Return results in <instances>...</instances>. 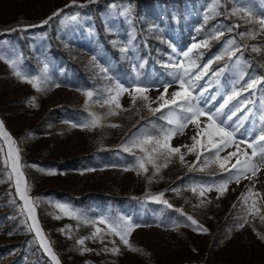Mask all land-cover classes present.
<instances>
[{"label":"trees","instance_id":"trees-1","mask_svg":"<svg viewBox=\"0 0 264 264\" xmlns=\"http://www.w3.org/2000/svg\"><path fill=\"white\" fill-rule=\"evenodd\" d=\"M41 1L46 9L50 7L49 9L51 10L48 9L45 13L46 15L33 17L34 19L36 18V22H34L35 20L32 17L30 19L28 16L31 10L28 13L26 12L29 10L25 4L27 3L26 0H15V2H17L16 6L18 9L27 14L26 17L30 20L29 22L27 18H24L25 22L0 21V42L10 41L21 49V60L20 66L18 67L23 73H36L40 75L43 72L44 65L46 64L48 67V82L45 85L47 90L37 91L31 84L22 82L17 78L13 68H10L11 66L8 63H6V66L4 65L6 62L5 60V62L0 60V119L4 122L5 128L12 134L11 136L14 137L13 139H16V141L28 134H32V138L34 136L33 139L36 141H47L53 136L52 129L54 125L58 124H62L61 129L64 131H68L70 128L80 130L79 127H71V124H73L74 121H78L82 113L91 111L102 116L109 110L107 105L101 106V104L94 102H89L86 110V97L83 94L85 90H93L96 93L93 100H103L105 98L104 89L113 86L116 82H123L124 84L132 83L136 71L141 75L148 74L151 70H156V68L161 70L165 65L164 59L171 51V47H178L181 50H186L193 43H202L207 40V47H200L193 50L192 56L202 54L198 60L199 63L208 60V58L212 57L214 54H222V44L229 36L226 35L224 31L229 25L231 28L232 25H239V27L231 30L230 36H234L235 40L238 41L239 44L237 47H239L240 51L231 58H229L228 55H224L219 60L212 59L213 63L208 71L216 72L220 67L223 68L229 60L241 54V60L245 68L244 78L242 80L250 81V76H255L257 78L256 80L260 81L261 86L263 85L261 98L264 100V31L260 30V25L257 22V17L261 16L264 18V9L258 10V15L256 14L253 16L254 10H257L256 4L253 1L247 2L246 7L242 8L241 4L232 2L231 0H221V4L217 8V14L213 15L207 13V16L210 17L208 19L201 16V13L205 10V5L209 0H102L105 5L101 0H96V2H94L95 4L88 3L87 0H77V3L87 5L80 8L77 6L65 8V4L62 3L57 6L59 3H56V0H40V2ZM111 3L118 6H131L129 14L131 15L130 20L133 24L130 25V23H127L122 15L116 19L105 21L102 16L106 13ZM132 4L135 5V10ZM55 5L57 6L56 9L54 7ZM52 6L53 9L51 8ZM233 9H237V15H232ZM241 9L250 11L252 17L249 18L244 16L243 13L239 11ZM58 10L62 11H60L61 15L53 17L56 19V22H54L55 19H51L52 22L49 20V25L44 24L40 27H28L30 24L41 25L42 21L53 16V13ZM73 10H77L84 19L79 21L72 30L70 29L67 31L62 21H64L65 15ZM52 11L54 12L50 14ZM175 19L177 20L176 26L173 25ZM217 21L221 22V24H217ZM57 22L60 23L58 24ZM86 22L91 24V30H94L93 33L87 32L88 26L84 25ZM151 23H158L160 26L159 30L145 31V27ZM19 24L21 25L19 26ZM6 25L8 28L11 27V29L5 27ZM220 25L226 27L219 31L218 27ZM193 26H200L201 29L193 33ZM24 28H27V30H12ZM120 28L122 29L119 30ZM129 28H131L132 32H135L136 38L133 40L127 37V33L130 30ZM219 32H223V35L213 38ZM67 33L69 34L68 38L65 36ZM242 33H253L254 36H242ZM253 47L259 48L260 51L253 52ZM121 48H127L128 51L121 52ZM44 58L47 62H44ZM102 68H106L107 73L102 72ZM232 79L235 78L231 75L229 70L225 69L222 80L228 81ZM57 84L66 87L68 93L75 95L76 98L69 102L65 101L59 107L52 108L54 111L52 109H43L44 106L42 102L57 88ZM18 90L25 91L22 92L21 96L15 97L12 101H8L11 92ZM33 98L35 99L36 106H32L30 103ZM137 104L142 105L140 101H138ZM116 111L117 113L119 112L118 110ZM37 113H43L40 121L32 124L28 131L21 130V123L24 119ZM108 117H111L110 122L115 121L126 127L122 128V131L117 134L116 132L119 131V129L114 131L108 126L110 122L102 120V126L86 129L94 134V138L89 140V148L75 157L68 159L52 158L51 155H53V150L48 146H44L36 151L31 150L33 148L31 147L28 152H20L21 162H24L22 164L24 167L23 170L24 173L26 172L25 175L29 186L28 194L31 195L33 201H37V203H35V211L38 216V221L43 230L46 231L48 235L51 234L49 237L53 243V249L58 255L61 263L83 264L82 255L75 246L77 245L75 239L78 238V235L80 237L81 234L91 232L93 227L92 224L84 223L83 219L77 220L76 218H71V220H69L61 211L56 210L54 201L57 203L70 204L78 210L81 217L89 221H93L97 212L103 208L112 207L117 209L124 206V209L121 211L130 209L134 212L135 216L139 215V217H142L141 219L135 218V222L139 221L147 227H152L160 232L162 236L156 239L158 241L157 244H160L157 246L158 248L162 244L184 246L183 251L186 254L185 257L187 260L190 261V264H192L193 261L195 262L194 264H258L257 257L264 256V241L258 239L256 234L255 239L249 247L247 256L237 260L228 258L227 256L219 259L217 258L220 254V249L224 248L225 244L232 239V231L239 222V218L244 214V206L241 197H239L233 210L219 224L212 223L211 212L208 210H203L196 215L199 224L208 229L207 234H198L200 236L199 238L206 239L205 241H207V243L205 245L201 244L200 240L195 244V241L187 239L188 230L181 223L183 222L186 225L185 221L177 219L174 225L167 227L170 223V218L174 216V210L178 207L177 194L173 190L180 187L182 182L191 175L190 173H192L193 170L185 175V177H179L178 172L181 168L179 156L177 154L171 158L167 167H162L160 169L155 177H152L153 169L151 166H149V171L147 173H142L140 175H137L136 172L132 170L124 171V167L132 162V160L130 159L127 160L126 163H123L115 156L116 152H121L118 148H120L122 142L124 140L128 141L133 135H137V131L141 127H145L155 133V129L151 127L152 123L158 126H165V124L158 115L151 116V114L146 115L135 123H128L129 125L126 120L122 124L119 120L121 117L117 116V114ZM112 133H114V136L111 135ZM1 154L0 152V161ZM124 154L128 158L132 155L128 152ZM205 155L211 154L205 153ZM203 159L204 157L202 156L201 162L196 163V167H203ZM31 163H33V166H31ZM205 168H208L206 174L210 177L220 178L223 174L228 175L221 171L218 162L210 164ZM85 170L86 172H84ZM28 171L34 174H30ZM91 171L93 173L98 171H111L109 178L114 180H116V178L119 180V178H122V176L126 174H132L134 178L132 183L130 185L127 184L124 188L119 187V182L114 183L111 181L109 185L94 188L80 195H77L70 188L66 189L65 185L48 186V188L43 185L44 181L47 180H53V183L57 185L58 182L60 184L61 181V183H64L61 179L69 178L71 183L74 182L76 184V182L79 181V183L74 186L78 188L84 183L81 179L72 177L71 174L81 175L84 173H92ZM35 172H37V174ZM6 173L7 169L3 166L1 161L0 237L18 240L14 244H0V264H49V260L39 251L38 246L33 240L34 237L31 232H29L28 224L23 223L25 216L20 213L21 205L14 189L7 187L8 179ZM50 177L52 178L50 179ZM149 178H151V182H149ZM39 186H41L42 189L41 187L38 189ZM5 188L8 189L5 191ZM46 192H48V194ZM4 193H6V195L3 197ZM159 193H164L163 199L167 200L173 206L172 208H167L164 205L162 208L160 206L161 204H156L150 199H147V194L156 195ZM75 199L77 201H75ZM11 201L15 204L11 205ZM182 211L187 212L186 208H183ZM68 220L70 221L69 224L67 223ZM249 221L258 231L264 233V224L259 223V221H251L250 219ZM243 228H250L253 230V227L250 225H245ZM55 230L59 232L56 233ZM71 230L73 233L77 231L79 234L73 235ZM70 235L72 237H70ZM132 238L130 242L136 247L138 241ZM74 242L75 244H73ZM72 244L74 248L76 247L75 250L77 251L72 248ZM95 247L101 251L98 245H95Z\"/></svg>","mask_w":264,"mask_h":264},{"label":"snow or ice","instance_id":"snow-or-ice-1","mask_svg":"<svg viewBox=\"0 0 264 264\" xmlns=\"http://www.w3.org/2000/svg\"><path fill=\"white\" fill-rule=\"evenodd\" d=\"M87 2L94 3L96 0H87ZM220 4L221 0H211L209 12L213 15L217 14L216 9L220 6ZM72 5H76L78 7L86 6V4H77V0H72ZM60 11L62 10H58L53 13V16H50L42 21L41 25H30L28 27H38L48 24L49 20L53 19L54 16L60 15ZM239 11L242 12L244 16L249 18L252 17V13L250 11L244 9ZM78 15L79 14L77 13L71 17L65 16L64 20H76ZM232 15H237V9L232 10ZM208 18L210 17L206 15L205 19ZM63 22L64 21H62V23ZM258 23L260 25V30L264 31V18L259 19ZM237 27H239V25H232V28L229 30L231 31ZM12 30H27V28ZM220 35H223V32L217 33L213 38H217V36ZM241 35L249 37L254 36L253 33H242ZM235 43V40H229L224 52L217 55L215 59L219 60L224 55H228L229 58L235 56L236 53L240 51L239 47L233 49V45ZM207 44V40L202 43H193L187 50L179 52H177V50L173 47V52L183 59H177L175 62L164 65V67L174 70L169 73L171 77L169 80H159L149 84L140 81L137 76L136 80L130 86H126L122 82H116L113 86L104 89L105 98L103 100H93L96 93L93 90H85L83 94L86 97V110L89 102L98 103L101 104V106L107 105L109 110L102 116L89 111V119L85 120L83 123H73L71 124V127H79L83 130L102 126V120H106L108 116L118 114L116 110L122 109V105L119 103V98L122 94L128 93L132 101V106L136 107L137 112L140 111V108L137 107L138 101H140L143 107L147 108L148 112L152 115L161 113L162 110L167 109V115L162 114L160 116V119L166 122L167 127L164 125L158 126L155 123H152L151 127L152 129H155V133L148 129L141 130L140 135H133L125 144L121 146L124 152L130 153L134 157L133 161L124 167V171L132 170L136 172L137 175H140L142 173H147L149 171V166H151L153 169L152 177H155L162 167H167L174 155L178 154L180 162L185 163V154L181 153V147H173L170 142L178 133L183 134L184 129L191 124L194 125L196 129L195 135L191 137L192 144H184L182 146L187 149V154H195L197 163L201 162V157L203 156V167H207L210 164L218 162L219 168L228 174L225 179H222L218 183L193 186L191 190L194 193L199 190V195L203 197L206 192L215 190L218 193L217 198H219V196H222L224 192L227 191L228 185L233 181L239 183L241 178H249V173L252 177H255L261 169H264V127H262L256 135H253L254 129H246L243 134L237 137V132L239 131V127L241 125L239 123L229 125L228 122L232 120L236 111H239V106L234 105L228 112L224 111L229 102L239 95V92L235 90H233L231 94H226L223 102L217 107L212 108L209 106V101L215 100L216 96L213 95L211 97H205L204 93L207 91V88L200 87L198 85V81L207 74V71L213 61L209 60L201 68L198 60L202 54H197L196 56L190 55L193 53L194 49L207 47ZM127 51V48H121V52ZM252 51L259 52L260 49L253 47ZM169 59L171 60L172 58L170 57ZM0 60H5L10 65L13 68L16 77L22 82L31 84L37 91L47 90L45 87L48 82V67L46 64L44 65L43 72L40 75L29 76L19 69L18 59H7L4 55L0 54ZM197 68H200V71H195ZM101 71L107 73L106 68H102ZM219 71H222V69L217 70L213 73V75H218ZM107 78L111 79L110 77ZM257 83L258 81L254 79L248 83L247 87L249 89L253 88ZM59 86L60 85L58 84L56 85V87ZM153 87H157V90H159L160 87L163 88V92H161L155 100H152L147 95ZM172 87H175L176 90L169 92V88ZM198 87H200L199 92H197ZM217 95H220V93H217ZM30 103L32 106H36L34 98L30 101ZM153 103L157 104V107H152L151 105ZM124 110L127 111V109ZM260 120L264 123V115L260 117ZM108 126L112 128L119 127L117 124H110ZM0 138H3L8 146V151L4 159L5 167L7 168L9 164L11 167V171L7 173L8 179L11 180L13 176L15 177L16 193L19 195L20 200L23 201L20 213L21 215L27 213L23 223H27L28 220H31L32 223L29 226V231L35 232L36 236L39 238L41 248H43V250L51 257L53 264H60V261L55 255L50 242L46 239L36 219L35 203H37V201H33L28 195L29 186L22 172L23 165L21 164L20 148L18 147L17 142L6 131L3 121H0ZM242 145L245 147L242 148ZM233 146L235 147V151L229 152L227 156H220L222 151ZM247 149H250L251 152L249 153ZM137 150L141 153V155H137ZM0 152H3L2 145H0ZM205 153H209L211 155H205ZM232 157L236 158L235 163H231L230 168L226 167V164L230 163V158ZM195 167L196 165L192 164L189 167V170L191 171ZM201 170H203V168H201ZM149 182H151V178H149ZM174 191L179 192L180 190L175 189ZM163 196L164 193L156 195L147 194V199H150L158 204H163L167 208H172L173 206L167 200H164ZM262 196H264V194L260 192H253L252 188H249L247 193L242 194L241 200L244 206V214L239 218V222L235 227L237 229H242L245 225H250L253 227V232L256 234L258 239L264 241V233H261L253 225H251V222L248 219L249 216H252L253 218L259 217L261 223H264V215H261V211L264 209V204H258L256 199ZM249 199H251L250 205L248 204ZM56 207L69 217L76 218L77 220L83 219V222L86 224L105 226L106 232L104 229L96 226L92 236L89 237L90 239L99 238L101 243H104V237L106 235H111L113 237H118L120 244H122L129 251L134 253L143 252L142 249L135 247L130 242L132 232L142 226L138 223H134L130 217H100L97 220L89 221L86 218L81 217V215L68 203H57ZM176 211L180 212L181 215L186 217L187 221L191 222V226H194V231H198L202 234L208 233V229L203 225H200L198 221L193 218V216L183 213L181 209H176ZM102 232L104 235H101ZM77 243L83 246L85 244V240L79 239L77 240ZM111 243L113 244V247H105L103 250L105 252H111L113 255L119 254L121 249L120 246L116 244V240L113 239ZM82 251L88 252L90 249L82 247Z\"/></svg>","mask_w":264,"mask_h":264},{"label":"rangeland","instance_id":"rangeland-1","mask_svg":"<svg viewBox=\"0 0 264 264\" xmlns=\"http://www.w3.org/2000/svg\"><path fill=\"white\" fill-rule=\"evenodd\" d=\"M26 1L29 4H26V3L25 4L27 6L29 5L28 8H29V10H31L29 17L30 16L31 17H33V16L39 17V16L45 14L48 10V9L46 10L45 6H43V4L40 2V0H38V1L37 0H26ZM231 1L236 2V3L244 6L245 3H247L249 0H231ZM252 1L256 2V6L258 9L264 8V0H257V1L252 0ZM55 2L56 3L60 2V4L61 3L65 4V8L75 6V5H72V0H56ZM16 4H17V2H15V0H0V21H6V20L11 21V22L12 21L13 22L24 21V18H26L27 14L23 13L18 8L16 11V9H15L17 7ZM77 4H81V3H77ZM31 6H33L35 8H33V7L30 8ZM210 7H211V0H209L205 6V10L202 13L203 17H206L207 13H210L209 12ZM120 9L118 8L117 5L111 4L108 11L102 16V18L105 19L106 21H109L111 19H116V18L120 17V15H122V17L127 21V23H130V25H132L133 22L130 20L131 15L129 14L130 7L128 5H121ZM29 10L26 12H29ZM216 12H217V9H216ZM77 13L79 15H78L76 20H71V19H68L66 21L64 20V26L66 27L67 31L70 29L72 30V28H74L75 25L79 21H82L84 18L81 17L80 13L76 12V10L70 11L68 14L65 15V16L71 17L72 15H75ZM255 14H256V11H255ZM259 19H261V17H259ZM257 22H258V20H257ZM217 24H221V22L217 21ZM84 25L88 26L87 32L92 33V31H94V30H91V24H88V22H86ZM173 25L176 26V23L174 22ZM157 27H158V25L155 24L154 26H147L145 28V30L146 31H150V30L152 31ZM224 27H226V26L220 25L218 27V30L221 31ZM230 28H231V26L229 25L227 27V29L224 31V33L226 35H229L228 36L229 38L223 44V52H224L225 47L227 46V42L229 40H234V37L230 36V33H231V31L229 30ZM129 29H131V28H129ZM195 29L197 31L198 29H200V27H195ZM65 36L68 38L69 34L67 33ZM128 36L131 39L135 38V34L131 35L130 33H128ZM236 45L237 44L235 43L233 45V47H236ZM175 49L177 50V52L180 51L177 48H175ZM0 53L2 55H4L7 59H18L19 60L18 66H20L21 49L18 46H16L13 42H10V41L0 42ZM190 55L192 56V54H190ZM170 57L172 58L171 60L169 59ZM215 57H216V55L213 56V58H215ZM177 59H183V58L177 56L176 53L173 52V50H172L171 53L168 54V57L166 58L165 63L168 64L171 62H175V60H177ZM44 62H47V60L45 58H44ZM205 63H207V61L204 62L203 65ZM203 65H200L201 68L203 67ZM227 69L233 71L236 74V76L239 78L241 76L240 73H242V70H243V66H242V63L240 61V56L237 58L231 59V61L228 62ZM172 71H174V70L171 68H165V69H162L161 71H158V70L152 71L149 73V75H140V76L138 75V77H139L140 81L152 84L154 81L169 80L171 78L169 73ZM195 71H197V72L200 71V68L195 69ZM27 75L36 76L38 74L27 73ZM208 77H209V74L204 75L203 78L198 81V85L200 87H206L207 88V91L204 93L205 97H211L213 95L216 96L215 100L209 101V106L212 108L217 107L220 103L223 102L225 95L231 94L233 90L236 91V89L239 85L241 90H242V93L239 94L238 96H236L232 101H230L229 104L224 109L225 112H228L229 109H232L234 105L239 106V111H236V114L232 117V120L229 121L228 123H229V125H233L236 123H239L241 125L239 127V131L237 132V137H239L241 134H243L246 129H250V130L254 129L253 135L258 134L259 131L261 130V128L264 127V123H262L260 120V117L262 115H264V102L261 100L251 101V95L253 93H256V94L260 93L261 92V86L259 84H257L256 86H254L253 89H251V88L249 89L247 87L248 82H240L239 81V83H236L233 80L223 82V81H220L219 80L220 78H218V77L214 80L208 79ZM136 78H137V74L134 78V81L136 80ZM126 86H130V85L126 84ZM200 87L197 88V92L200 91ZM174 90H176L175 87L169 88V92H172ZM24 91L23 90L12 91L11 94L9 95L8 101H12V100H14L15 97L21 96L22 92H24ZM238 91H240V90H238ZM161 92H163L162 87H160L159 90H157V87H153L147 93V95L152 100H155V98L158 97ZM217 93H220V95H217ZM247 93H250V94L248 95ZM75 98H76V96L73 94H69L68 91L64 87H59V88L55 89L51 95H49L47 98L44 99V101L42 102V104L44 106L43 109L51 110L52 108L61 106L65 101L69 102ZM241 102H243V103H241ZM119 103L122 105V109H118L119 112H118L117 116L121 117V118H119V120L122 124L125 122V120H126L127 124L128 123L129 124L135 123L136 121H139L140 119L144 118L146 115L151 114L148 112L147 108L143 107V105H140V104H137V107L140 108V111L137 112L136 107L132 106V101H131L130 95L128 93H124L120 96ZM151 106L157 107V104L153 103ZM124 109H127V111H125ZM88 112L89 111H87V113H85L81 116V118L79 119L77 124L83 123L85 120L89 119ZM162 114L167 115V109L162 110L161 113H156L155 115H158V117L160 118V116ZM41 116H43V113H37V114H35L29 118L24 119V121L21 123V130L28 131L32 124L40 121ZM151 116H153V115L151 114ZM202 119H204V118H202ZM106 121L110 122L111 117H107ZM111 123H116V122L112 121V122H110V124ZM116 124L119 125V127H116V128L110 127V128H112L114 131H117V129H119V131L116 132L117 134H119L122 131V128H124L126 126H122L119 123H116ZM164 124L167 127L165 121H164ZM61 127H62V124L54 125V127L52 129L53 130V136L51 138H49V140H47V141H36V140L32 139L31 134H28L27 136H25V138L23 137L22 138V139H24L23 141H20L22 139L16 141L18 147L20 148V152H22V153H25V151L28 152L31 147H33L31 150L36 151V150L41 149L44 146H48L50 149L53 150V155H51L52 158L55 157V158H60V159H68V158L75 157V156L85 152L86 149L89 148L88 143H89L90 139L94 138L93 133H90L89 130H86V129L75 130V129H72L70 127H69L70 130L64 131L63 129H61ZM144 129H146V128L145 127L140 128L137 131V135H140L141 130H144ZM195 131H196L195 126L189 124L187 126V128L184 129L183 134L178 133L176 136H174V138L170 142L173 147H181V153L185 154V163L180 162V168L181 169L178 172L179 177H182V178L185 177V175L189 174V172H190L189 167L192 164L196 165V163H197L196 162V155L195 154H187V149L182 147L184 144H188V145L192 144L191 137L193 135H195ZM106 133H109V132H106ZM111 135L114 136V133H112ZM30 140H32V141H30ZM126 142L127 141L124 140L122 142L121 146L123 144H125ZM0 145L3 146V143L0 142ZM121 146H120V149L122 150ZM241 147L243 148L245 146L242 145ZM232 151H235L234 146L227 148L224 151H222L220 153V156L221 157L227 156V154L229 152H232ZM247 151L249 153L251 152L250 149H247ZM1 153H2L1 154V161L3 163V166L5 167L4 162H3L5 157H6L4 147H3V152H1ZM137 155H141V153H139L138 150H137ZM117 156H120V159L122 161H125V159H126V157L124 155H122L121 153H117ZM133 159H134V157H132V160ZM235 159H236L235 157L230 158V163H227L226 167L230 168L231 163H235ZM31 166H33V165L31 164ZM201 168H203V170H201ZM6 169H7V173L10 172L8 167ZM207 170H208V168H205V167H201V166L195 167L193 169L192 173H190L191 175L188 178H186L185 181L182 182V185L180 187L176 188V189H179L180 191L177 192V191H174L175 189L173 190L177 194V198H178V207L176 209L182 210L183 208H186L187 212H183V213L193 216L194 219H196V215H198L199 212H201L203 210H208L211 212L212 223L219 224L233 210L234 205H236V203L239 200V197H241L242 194L247 193L249 188H252L253 192H260V193L264 194V169H261L255 177H252L251 174L249 173L248 174L249 178H241L239 183H236L235 181L230 183L227 187V191H225L222 196H219V198H217L218 193L215 190L210 191V192H206L205 196L201 197L199 195V190L196 193H194L191 190L193 186L210 185V184L218 183L219 181H221L222 179H225L227 177L225 175H222L218 180H215L213 178H210V176L208 174H206ZM221 171L225 172L222 169H221ZM110 172L111 171H98V172L88 173V174L84 173L81 175L71 174V176L74 177L75 179H81L83 181L84 184H82V186H80L78 188H76L74 186L77 185L79 183V181H77L76 184L74 182L71 183L69 178H65V180L63 179L64 183L59 184V182H58L57 185H63L64 184L65 188L66 187L70 188L77 195H80V194H83L87 191L93 190L94 188L109 185L111 183V181L114 183L119 182V187L124 188L127 186V184L130 185L133 181V178H134V176L132 174H126L125 176H122V178H119V180H118V178H116V180H114V179L109 178ZM7 173H6V175H7ZM91 174H93V175L90 176ZM84 177H86V178L84 179ZM7 179H8V176H7ZM48 183H49V185H48ZM44 184H45L44 186H47V187L48 186L49 187L50 186H53V187L57 186V185H53L54 184L53 181H50V180L45 181ZM253 185H254V187H253ZM7 187L15 189V186H14L12 179L11 180L8 179ZM8 188H5V191ZM5 195H6V193H4L3 197ZM253 198H256V197H253ZM256 199L258 201V204H264V196H262L260 198H256ZM55 203L57 204V202L54 201V204ZM14 204H15L14 202L11 203V205H14ZM248 204L249 205L251 204V199H249ZM197 205H199V206H197ZM21 207H22V205H21ZM161 207L163 208V204L161 205ZM55 208L57 211H61L56 206H55ZM122 209H124V208L123 207L119 208V210H122ZM173 214L175 217L173 216L170 218L169 226L173 225V223L175 222V219L177 217H180L181 220H183V221L185 220L188 223V225L186 227L188 230L187 231V233H188L187 239L195 241L196 242L195 244H197L199 242V240H200L201 244L205 245L207 243V241H205L206 240L205 238H199L200 237L198 235L199 232L193 230L194 226H191V222L187 221L185 216L181 215L180 212H177L176 210H174ZM261 215H264V209H262ZM65 216L69 220H71V218L73 219V217H69L67 215H65ZM119 216L130 217L132 219V221L135 223L134 216L132 215V212L127 211L121 215V213L118 214L117 211L112 209V208H108L106 210L99 211L97 216L95 218H93V221L97 220L100 217L115 218V217H119ZM249 219L251 221H259V223H261L259 217L253 218L252 216H250ZM69 220L67 221L68 224L70 222ZM28 224H29V222H28ZM262 224H264V223H262ZM29 226H30V224H29ZM29 226H28V228H29ZM96 226L100 227L101 229H104V231L106 232L104 225H95V226L92 225L93 230L91 232H89L87 234H81L80 237L77 238L78 240L79 239L85 240V244L83 246L79 245L77 243V240H76V243L78 246L77 249H79V252L83 258V264H190L189 263L190 261H188L187 258L185 257L186 254L183 251L184 246H171L169 244H162L158 248L157 246L160 244H157L158 241L156 239L161 237L162 235L160 234V232H158V230H155L154 228L140 227V228L135 229L132 232L130 239H131V237H133L132 239L137 240L138 242L136 244L137 245L136 247L143 250L142 253H134V252L129 251L122 244H120L118 237L106 235L104 237V241H105L104 243H101L99 238L90 239L89 237L92 236V233L95 230ZM42 231H43V229H42ZM29 232H31V231H29ZM31 233H33V231ZM43 234L45 235L47 240L50 242L51 247L53 249V243L51 241V238L48 236V233L46 231H43ZM101 235H104V233L102 232ZM232 235H233L232 239L225 244L224 248L220 249V254L217 256L218 259L223 258L225 256H227L228 258H231V259H235V260L242 259L243 257L247 256V254H248L247 252L249 250V247L256 237L255 233L250 228L237 229L235 227L234 230L232 231ZM34 239L36 241L35 242L36 245H38L39 243L37 241V238L34 237L33 240ZM113 239L116 240V244L119 245L120 249H121L120 253L117 255H113L111 252H105L103 250L105 247H108V248L113 247V244L111 243V241ZM17 240L18 239L4 238L1 236L0 237V244L1 243L14 244L17 242ZM95 245H98L100 247L101 251H103V252H101L99 249H97L95 247ZM82 247H86V248L90 249V251L83 252ZM41 250L39 249L40 252H41ZM263 257L264 256L257 257L258 264H264V258ZM194 263L195 262L193 261L192 264H194Z\"/></svg>","mask_w":264,"mask_h":264},{"label":"bare ground","instance_id":"bare-ground-1","mask_svg":"<svg viewBox=\"0 0 264 264\" xmlns=\"http://www.w3.org/2000/svg\"><path fill=\"white\" fill-rule=\"evenodd\" d=\"M37 1H38V0H37ZM43 1H44V0H43ZM49 1H50V0H49ZM54 1H55V0H54ZM81 1H82V0H81ZM101 1H102V0H101ZM141 1H142V0H141ZM141 1H140V2H141ZM159 1H160V0H159ZM79 2H80V1H79ZM99 2H100V1H99ZM156 2H157V1H156ZM163 2H164V1H163ZM37 3H38V2H37ZM41 3H42V1H41ZM48 3H49V2H48ZM100 3H101V2H100ZM102 3H104V2L102 1ZM102 3H101V4H102ZM135 3H137V2H135ZM138 3H139V2H138ZM145 3H146V2H145ZM148 3H149V2H148ZM160 3H161V2H160ZM26 4H29V3H26ZM39 4H40V3H39ZM94 4H95V3H94ZM101 4H100V5H101ZM106 4H107V3H106ZM121 4H122V3H121ZM139 4H140V3H139ZM157 4H158V3H157ZM167 4H168V3H167ZM171 4H172V3H171ZM176 4H177V3H176ZM53 5H54V4H53ZM56 5H57V4H56ZM56 5L54 6L55 9L57 8V6L60 5V2H59V5H57V6H56ZM98 5H99V4H98ZM104 5H105V3H104ZM108 5H109V4H108ZM132 5H133V4H132ZM146 5H147V4H146ZM28 6H29V5H28ZM28 6H27V7H28ZM38 6H39V5H38ZM75 6H76V5H75ZM86 6H87V5H86ZM133 6H134V10H135V5H133ZM133 6H132V7H133ZM159 6H160V5H159ZM166 6H167V5H166ZM32 7H33V6H31L30 8H32ZM77 7H78V6H77ZM97 7H98V6H97ZM101 7H102V6H101ZM130 7H131V6H130ZM160 7H161V6H160ZM17 8H18V7L15 8L16 11H17ZM22 8H23V7H22ZM33 8H35V7H33ZM49 8H50V7H49ZM49 8H48V9H49ZM51 8L53 9V6H52ZM72 8H73V7H72ZM72 8H71V9H72ZM79 8H80V7H79ZM137 8H138V7H137ZM165 8H166V7H165ZM23 9H24V8H23ZM38 9H39V8H38ZM43 9H44V8H43ZM41 10H42V9H41ZM46 10H47V9H46ZM49 10H51V9H49ZM162 10H163V9H162ZM164 10H165V9H164ZM25 11H26V9H25ZM29 11H30V10H29ZM67 11H68V10H67ZM76 11H77V10H76ZM172 11H173V10H172ZM45 12H46V11H45ZM53 12H54V11H52L50 14H52ZM152 12H153V11H152ZM165 12H166V11H165ZM27 13H28V12H27ZM42 14H43V13H42ZM48 14H49V11H48ZM48 14H47V15H48ZM163 14H164V13H163ZM24 15H25V14H24ZM33 15H34V14H33ZM43 15H44V14H43ZM45 15H46V14H45ZM60 15H61V14H60ZM26 16H27V15H26ZM28 16H29V13H28ZM35 16H36V15H35ZM168 16H169V14H168ZM30 17H31V16H30ZM30 17H29V18H30ZM33 17H34V16H33ZM33 17H32V18H33ZM39 17H40V16H39ZM42 17H43V16H42ZM46 17H48V16H46ZM54 17H55V16H54ZM57 17H58V16H57ZM26 18H27V17H26ZM43 18H44V17H43ZM93 18H94V17H93ZM136 18H137V17H136ZM136 18H135V19H136ZM30 19H31V18H30ZM33 19H34V18H33ZM35 19H36V18H35ZM35 19H34V20H35ZM44 19H45V18H44ZM53 19H55V18H53ZM58 19H59V18H58ZM37 20H38V19H37ZM141 20H143V19H141ZM155 20H156V19H155ZM159 20H160V19H159ZM27 21L29 22L30 20H28V18H27ZM39 21H41V20H39ZM50 21H51V20H50ZM53 21H54V20H53ZM58 21H59V20H58ZM24 22H25V21H24ZM32 22H33V21H32ZM34 22H36V20H35ZM51 22H52V21H51ZM54 22H56V19H55ZM30 23H31V22H30ZM57 23H58V22H57ZM59 23H60V22H59ZM59 23H58V24H59ZM14 24H15V23H14ZM21 24H22V23H21ZM21 24H19V26H20ZM25 24H28V23H25ZM32 24H33V23H32ZM50 24H51V23H50ZM3 25H4V24H3ZM12 25H13V24H12ZM15 25H16V24H15ZM15 25H14V26H15ZM23 25H24V23H23ZM30 25H31V24H30ZM48 25H49V24H48ZM53 25H54V24H53ZM19 26H18V27H19ZM57 26H58V25H57ZM1 27H2V26H1ZM3 27H4V26H3ZM5 27L8 28L7 25H6ZM16 27H17V26H16ZM39 27H40V26H39ZM47 27H48V26H47ZM7 28H6V29H7ZM12 28H13V27H12ZM14 28H15V27H14ZM41 28H42V27H41ZM4 29H5V28H4ZM8 29H11V27H9ZM60 29H61V28H60ZM43 30H44V29H43ZM82 30H83V29H82ZM3 31H4V30H3ZM20 31H22V30H20ZM28 31H29V30H28ZM28 31H27V32H28ZM6 33H7V32H6ZM8 33H9V32H8ZM12 33H13V32H12ZM16 33H17V32H16ZM19 33H20V32H19ZM48 36H49V35H48ZM50 37H51V36H50ZM12 38H13V37H12ZM23 43H24V42H23ZM27 45H28V44H27ZM27 45H26V46H27ZM24 46H25V45H24ZM25 55H26V54H25ZM25 55H24V56H25ZM28 55H30V54H28ZM35 55H36V53H35ZM26 56H27V55H26ZM32 56H33V55H32ZM22 57H23V55H22ZM22 57H21V58H22ZM28 59H29V58H28ZM31 60H32V59H31ZM3 61H4V60H3ZM34 61H35V60H34ZM4 62H5V61H4ZM30 62H31V61H30ZM2 63H3V62H2ZM6 63H7V62H5V64H4L5 66H6ZM33 63H34V62H33ZM33 63H32V64H33ZM38 63H39V62H38ZM37 65H38V64H37ZM2 66H3V65H2ZM29 66H30V65H29ZM35 66H36V65H35ZM35 66H34V67H35ZM10 68H12V67H10ZM31 68H33V67H31ZM20 70H21V69H20ZM73 104H74V103H73ZM73 104H72V105H73ZM72 105H71V106H72ZM74 105H75V104H74ZM72 107H73V106H72ZM72 107H71V108H72ZM71 108H70V109H71ZM75 108H76V107H75ZM76 109H77V108H76ZM52 110H53V109H52ZM53 111H54V110H53ZM71 111H72V110H71ZM64 114H65V113H64ZM71 114H72V113H71ZM63 117H64V116H63ZM63 117H62V118H63ZM61 120H62V119H61ZM0 121H1V119H0ZM5 129H6V128H5ZM49 130H50V129H49ZM6 131H7V130H6ZM7 132L9 133V131H7ZM9 134H10V133H9ZM11 135H12V134H11ZM31 135H32V134H31ZM13 138H14V137H13ZM24 138H25V137H24ZM33 138H34V136H33ZM33 138H32V139H33ZM18 139H20V138H18ZM18 139H17V140H18ZM21 139H22V138H21ZM1 140H2V141H1ZM1 140H0V142H3V144H4V150H5V155H6V154H7V151H8V146H7V144L5 143V141L3 140V138H1ZM23 140H24V139H22V140H20V141H23ZM15 141H16V139H15ZM30 141H32V140H30ZM28 142H29V141H28ZM29 143H30V142H29ZM25 145H26V144H25ZM3 156H4V155H3ZM40 156H41V155H40ZM109 157H110V156H109ZM3 158H4V157H3ZM2 160H3V159H2ZM40 160H43V159H40ZM55 160H56V159H55ZM52 161H53V160H52ZM3 162H4V161H3ZM30 162H31V161H30ZM41 162H42V161H41ZM54 162H55V161H54ZM54 162H53V163H54ZM0 163H1V162H0ZM23 163H24V162H23ZM23 163L21 162V164H23ZM48 163H49V162H48ZM69 163H70V162H69ZM31 164H33V163H31ZM45 164H46V163H45ZM50 164H51V163H50ZM61 164H62V163H61ZM61 164H60V165H61ZM41 165H42V164H41ZM55 165H56V164H55ZM60 165H59V166H60ZM72 165H73V164H72ZM28 166H29V165H28ZM28 166H27V167H28ZM39 166H40V165H39ZM46 166H47V165H46ZM67 166H69V165H67ZM69 167H70V166H69ZM23 168H24V167H22V172H23L24 178H25L26 181H27V177H26V175H25L26 172L24 173ZM39 168H40V167H39ZM57 168H58V167H57ZM60 168H61V167H60ZM73 168H74V167H73ZM86 168H87V167H86ZM8 169H9V171H11L10 164H9V166H8ZM69 169H70V168H69ZM89 169H90V168H89ZM28 170H29V169H28ZM91 170H92V169H91ZM25 171H27V170H25ZM34 171H35V169H34ZM34 171H33V172H34ZM48 171H49V170H48ZM52 171H53V170H52ZM28 172H29V171H28ZM28 172H27V173H28ZM53 172H54V171H53ZM70 172H71V171H70ZM84 172H86V170H85ZM87 172H88V171H87ZM91 172H92V171H91ZM29 173L32 174L31 172H29ZM35 173L37 174V172H35ZM50 173H51V172H50ZM62 173H63V172H62ZM66 173H67V172H66ZM92 173H93V172H92ZM33 174H34V173H33ZM33 174H32V175H33ZM54 174H55V173H54ZM87 174H88V173H87ZM45 175H47V174H45ZM48 175H49V173H48ZM51 175H52V173H51ZM59 175H61V174H59ZM92 175H93V174H91L90 176H92ZM34 176H35V175H34ZM39 176H40V174H39ZM61 176H62V175H61ZM32 177H33V176H32ZM32 177H31V178H32ZM36 177H37V176H36ZM86 177H87V176H86ZM86 177H84V179H85ZM51 178H52V177H50V179H51ZM58 178H59V176H58ZM63 178H64V177H63ZM79 178H80V177H79ZM81 178H82V177H81ZM39 179H40V178H39ZM41 179H42V178H41ZM46 179H48V178H46ZM34 180H35V179H34ZM61 180H63V179H61ZM64 180H65V179H64ZM12 181H13L14 186H15V177H14V176H13V178H12ZM52 181H53V180H52ZM58 181H59V180H58ZM44 182H45V181H44ZM48 182H49V181H48ZM61 182H62V181H61ZM61 182H60V183H61ZM29 183H30V182H29ZM40 183H41V182H40ZM43 185H45V184L43 183ZM48 185H49V183H48ZM54 185H55V184H54ZM63 185H64V184H63ZM30 186H31V184H30ZM57 186H58V185H57ZM67 186H68V185H67ZM40 187H41V186H39L38 189H40ZM46 187H47V186H46ZM46 187H45V188H46ZM61 187H62V186H61ZM47 188H48V187H47ZM52 188H53V187H52ZM59 188H60V187H59ZM66 188H67V187H66ZM41 189H42V187H41ZM59 190H60V189H59ZM15 191H16V188H15ZM34 192H35V191H34ZM41 192H42V191H41ZM49 192H50V191H49ZM38 193H39V192H38ZM46 193L48 194V192H46ZM46 193H45V194H46ZM52 193H53V192H52ZM60 193H61V192H60ZM62 194H63V193H62ZM17 195H18V194H17ZM28 195H29V194H28ZM40 195H41V194H40ZM74 195H75V194H74ZM18 196H19V195H18ZM30 196H31V195H29V197H30ZM34 196H35V195H34ZM56 196H57V194H56ZM71 197H72V196H71ZM81 198H82V197H81ZM71 199H72V198H71ZM80 200H81V199H80ZM232 200H233V199H232ZM18 201L20 202V200H18ZM75 201H77V200L75 199ZM229 201H230V200H229ZM231 202H232V201H231ZM21 203H22V206H23V201H21ZM55 204H56V203H55ZM230 204H231V203H230ZM37 211H38V210H37ZM37 217H38V216H37ZM29 221H30V223H32L31 220H29ZM41 223H42V222H41ZM40 228H41V227H40ZM54 229H55V228H54ZM54 229H53V230H54ZM55 231H56V230H55ZM58 232H59V231H58ZM58 232L56 231V233H58ZM66 232H67V231H66ZM71 232H72V230H71ZM74 232H75V231H74ZM67 233H68V232H67ZM34 234H35V232H34ZM69 234H70V233H69ZM69 234H68V235H69ZM72 234H73V235H74V234H77V235H78L79 233H77V231H76V233H73V232H72ZM72 234H71V235H72ZM49 235H51V234H49ZM49 235H48V236H49ZM65 235H66V233H65ZM71 235H70V237H72ZM35 236H36V234H35ZM46 236H47V235H46ZM70 237H69V238H70ZM77 237L79 238V235H78ZM36 238H37V240H38V243L40 244L39 238H38L37 236H36ZM67 238H68V237H67ZM46 239H47V238H46ZM52 239H53V238H52ZM70 239H71V238H70ZM74 239H75V236H74ZM74 239H73V240H74ZM71 240H72V239H71ZM75 240H78V239L76 238ZM75 240H74V241H75ZM72 242H73V241H72ZM73 244H75V242H74ZM73 244H72V245H73ZM75 246L78 247L77 245H75ZM76 247H75V248H76ZM20 248H21V246H20ZM72 248H74V245H73ZM75 248H74V250H75ZM42 250H43V248H42ZM72 250H73V249H72ZM74 250H73V251H74ZM43 251H44V250H43ZM75 251H77V250H75ZM32 252H33V251H32ZM44 252H45V251H44ZM45 253H46V252H45ZM46 254H47V253H46ZM55 255H56V254H55ZM46 258H47V260H49V263L51 262V264H53V261L51 260V257H50L48 254L46 255ZM57 258H58V257H57ZM58 260H59V258H58ZM59 261H60V260H59ZM62 262H63V261H62ZM28 263H29V262H28ZM26 264H27V263H26ZM60 264H64V263H61V261H60Z\"/></svg>","mask_w":264,"mask_h":264}]
</instances>
